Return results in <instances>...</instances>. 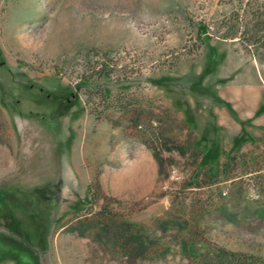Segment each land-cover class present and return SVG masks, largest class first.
<instances>
[{"label": "rangeland", "instance_id": "374dc122", "mask_svg": "<svg viewBox=\"0 0 264 264\" xmlns=\"http://www.w3.org/2000/svg\"><path fill=\"white\" fill-rule=\"evenodd\" d=\"M238 1L0 0V264H192L196 234L264 263V61L219 38Z\"/></svg>", "mask_w": 264, "mask_h": 264}, {"label": "trees", "instance_id": "16d2710c", "mask_svg": "<svg viewBox=\"0 0 264 264\" xmlns=\"http://www.w3.org/2000/svg\"><path fill=\"white\" fill-rule=\"evenodd\" d=\"M263 1L257 3L255 0L252 6H248V0L243 4L238 1L236 6L242 13L232 12L218 23L222 29L219 38L236 39L244 48L251 49L256 53L257 61H264V9L261 8L264 5ZM198 26L197 34H203L206 31V26L203 24H198ZM200 40L202 41L201 38ZM95 71L100 76L108 75V72L104 71L103 68H98ZM82 79L85 80L86 77H82ZM98 95L102 100L107 97L103 90H99ZM87 189L96 192L97 187L96 185L93 188L88 186ZM180 249L192 264H264L262 260L252 255L242 257L239 255L231 256L221 251L213 253L210 247L206 246L204 239L197 234L196 236L190 235L183 241Z\"/></svg>", "mask_w": 264, "mask_h": 264}]
</instances>
